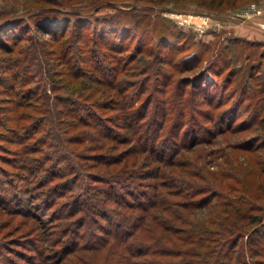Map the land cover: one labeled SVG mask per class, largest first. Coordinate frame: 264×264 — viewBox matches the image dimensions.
<instances>
[{
    "label": "trees",
    "instance_id": "1",
    "mask_svg": "<svg viewBox=\"0 0 264 264\" xmlns=\"http://www.w3.org/2000/svg\"><path fill=\"white\" fill-rule=\"evenodd\" d=\"M222 4L223 0L207 3L210 8ZM58 6L56 2L49 8L60 9ZM70 12L75 17L80 14V11ZM16 22L17 18L2 20L0 30L6 34L5 28H14ZM124 23L128 29V22ZM67 25L49 29L36 24L37 29L50 34L56 42L50 53L62 67L52 74L66 79L67 97L61 102L67 111L43 118L25 110L7 116L30 121L31 130L18 138L27 143L19 148L24 156L17 169L41 176L35 185L39 187L37 193L46 199L39 203L49 207L57 198L70 193L71 204H64L69 206L67 210L62 208L50 216L51 227L63 228L67 218L78 211L84 214L74 221L79 223L77 228L67 224L66 228L71 229L70 241L53 238L58 233L55 230L51 232L53 236L43 240L47 243L46 252L38 251L44 260L35 264H264V215L263 209L254 204L256 197H244L241 188L225 185L215 172L202 174L201 169L196 172L190 156L182 164L177 158L188 144L182 145L180 133L183 131L182 137L186 136L190 142L197 127L195 122L186 128L178 124L185 115L181 107L188 104L178 100L176 94L166 104H162L157 94L164 90L157 78L165 74L161 68L171 64L169 59L151 51L149 46L140 45L139 41L136 51L130 50L127 29L125 33L114 29L106 37L104 29L94 25L86 37L87 34H82L86 25L77 19L71 25L74 36L64 40ZM7 38V41L0 38V48L13 51L15 38ZM73 38L83 44L75 47ZM166 39L169 42L173 36ZM8 40L13 41L11 46ZM171 47L169 44L167 49L172 50ZM17 52L20 57L13 59V63L17 64V77H20L17 82L22 88L11 89L16 87L15 80L11 85L8 81L15 78L12 75L5 83L1 77L0 85H7L10 95H17V107L37 111L33 99L45 97L39 92L40 87L35 92L23 87L28 77L26 71L42 72L41 63L34 62L37 58L29 56L28 48H18ZM152 74L157 76L154 80ZM84 75L88 81L81 80ZM138 75L143 78L131 79ZM188 85L192 88L196 81L185 78L177 81V87L186 89ZM186 95L189 102V91ZM7 99L8 96H0V101ZM259 101L258 98L255 103L258 105ZM207 117L210 120V115ZM257 122L263 124L264 116L253 124ZM259 137L261 140L254 144L256 150L264 148V132ZM3 148L0 144V149ZM64 152L76 161L59 166L65 159ZM262 155L254 156L250 164L264 172ZM31 157L36 158L34 167L28 165ZM79 163L88 169L96 168L92 174H84L85 184L79 182L83 176ZM0 170H3L1 166ZM134 184L139 186L137 190ZM260 189L264 195V178ZM202 205L208 207L209 215L191 218L193 209ZM84 225L87 232L81 233Z\"/></svg>",
    "mask_w": 264,
    "mask_h": 264
},
{
    "label": "rangeland",
    "instance_id": "2",
    "mask_svg": "<svg viewBox=\"0 0 264 264\" xmlns=\"http://www.w3.org/2000/svg\"><path fill=\"white\" fill-rule=\"evenodd\" d=\"M56 2L60 5L56 8L60 9L49 8ZM208 2L210 0H0V21L17 18L12 25L14 28H5L6 34L2 28L0 30L2 40L7 41L8 36H14L16 42L13 51L0 48V78L5 83L9 76H15L8 80L10 85L16 81L15 89H11L17 91V88H22L17 82L20 77H17L18 68L13 59L20 57L18 48H28L29 56H36L34 62H40L43 71H26L28 77L23 89L29 87L35 92L40 87L39 92L45 96L33 99L37 111L32 108L28 111L17 107V95H10L7 85H0L3 89L0 96H8V102L0 101V144L4 146L0 149V166L3 169L0 170V264H35L44 260L42 252H39L47 246L43 240L53 236L51 232L55 230L58 233L53 238L70 241L71 229L69 226L66 228L67 224L71 225L70 228H77L78 222L74 221L84 215L78 211L66 219L63 228L51 227L50 216L62 208L67 210L69 206L65 203L71 204L68 201L70 193L57 198L49 207L42 206L39 202L46 196L39 195V187L35 185L41 176L17 169L24 156L19 148L27 143L18 138L24 131L31 130L30 121H17L7 116L13 117L20 110H25L27 114L43 118V115L67 111L61 102L67 97L64 93L66 79L55 74L62 65L50 53L56 48V42L50 34L37 29L36 24L49 29L57 26L61 29L68 24L64 40L70 39L72 34L74 36L71 25L76 19L86 25L82 28L86 37L90 36L94 25L98 29L102 27L100 29H104L106 37L114 29L121 33L129 30L130 50L135 52L139 41L140 45L149 46L151 51L166 56L171 64L161 68L167 75L157 78L164 87L157 94L162 104L169 103L171 96L176 94L178 100L188 104L181 107L185 115L178 124L186 128L195 122L197 127L191 143L186 136L182 137L183 131L180 133L182 145L184 142L188 144L180 150L183 154L177 158L182 164L190 156L196 172L200 169L202 174L215 172L225 185L241 188L244 197H256L254 204L263 209L264 215V195L260 189L264 172L250 164L254 156L262 157L264 154V148L256 150L254 146L261 140L259 135L264 132V123L253 124L264 116V0H223L220 7L211 8ZM70 11H80V14L75 17V13ZM124 22H128V29L124 28ZM22 28H25V33H22ZM160 36L165 38L159 39ZM169 36L173 39L168 42L166 38ZM73 39L75 47L83 44V41ZM8 44L11 46L13 41L8 40ZM169 44H172V50L167 49ZM140 77L143 75L131 79L134 81ZM151 77L154 80L157 76L152 74ZM184 78L196 81V85L192 88L188 85L186 89L177 87V81ZM81 80L89 79L84 75ZM53 86L59 89L55 90ZM188 91L189 102L186 100ZM258 98L260 103L257 105L255 100ZM66 154L63 153L65 159L58 163L59 166L76 161ZM28 165L36 166V158L31 157ZM78 165L81 167L79 172L83 174L79 182L85 184L84 174H92L96 168ZM138 188L134 184V189ZM78 190L80 188L77 187L76 192ZM208 210L207 206L196 207L191 218H205L209 215ZM86 230V225L81 227V233H86ZM246 255L250 258L248 253Z\"/></svg>",
    "mask_w": 264,
    "mask_h": 264
}]
</instances>
